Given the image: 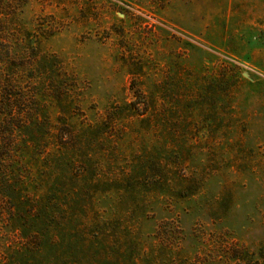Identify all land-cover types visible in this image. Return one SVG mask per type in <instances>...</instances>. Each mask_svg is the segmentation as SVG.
I'll use <instances>...</instances> for the list:
<instances>
[{"label": "rangeland", "instance_id": "1", "mask_svg": "<svg viewBox=\"0 0 264 264\" xmlns=\"http://www.w3.org/2000/svg\"><path fill=\"white\" fill-rule=\"evenodd\" d=\"M0 264H264V0H0Z\"/></svg>", "mask_w": 264, "mask_h": 264}]
</instances>
